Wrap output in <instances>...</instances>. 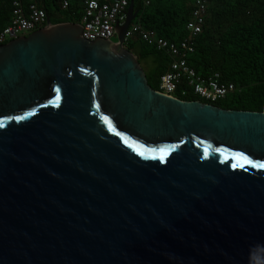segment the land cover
Masks as SVG:
<instances>
[{
  "label": "water",
  "instance_id": "water-1",
  "mask_svg": "<svg viewBox=\"0 0 264 264\" xmlns=\"http://www.w3.org/2000/svg\"><path fill=\"white\" fill-rule=\"evenodd\" d=\"M137 13L0 43V264H264V112L154 89Z\"/></svg>",
  "mask_w": 264,
  "mask_h": 264
},
{
  "label": "trees",
  "instance_id": "trees-1",
  "mask_svg": "<svg viewBox=\"0 0 264 264\" xmlns=\"http://www.w3.org/2000/svg\"><path fill=\"white\" fill-rule=\"evenodd\" d=\"M27 6L28 0H21ZM138 10L134 22L154 30L158 36L173 41L187 38V22L193 18L197 0H134ZM148 1V2H147ZM206 14L202 31L194 37V51L188 64L198 73L220 72L222 79L232 81L236 89L213 102L228 109L261 110L264 103V0H205ZM53 23L82 22L84 0H38ZM13 0H0V32L10 22ZM125 45L139 58H148L152 71L146 72L149 84L159 90L160 77L168 69L169 55L140 38ZM189 87L181 84L180 88ZM176 95L185 100H208L187 90Z\"/></svg>",
  "mask_w": 264,
  "mask_h": 264
},
{
  "label": "built area",
  "instance_id": "built-area-1",
  "mask_svg": "<svg viewBox=\"0 0 264 264\" xmlns=\"http://www.w3.org/2000/svg\"><path fill=\"white\" fill-rule=\"evenodd\" d=\"M129 3L130 0H84L81 22L83 37L87 39L111 38L114 35L116 20H118L117 24L125 22ZM63 5L68 7L69 0H63ZM13 7L10 22L0 32V43L27 35L47 24V10L41 7L38 0H28L27 6L23 5L21 0H13ZM206 7L205 0H197L193 18L186 24L190 34L181 41L158 36L154 30L146 29L134 20L129 25L125 34V42L129 39L140 38L165 51L170 57L168 69L160 77V92L179 97L176 95L177 91L186 95L189 90L213 103L225 98L236 89V84L223 80L220 72L201 74L188 64L187 57L195 49L193 39L203 29ZM181 84H186L189 89L180 88ZM261 111L264 112V103Z\"/></svg>",
  "mask_w": 264,
  "mask_h": 264
},
{
  "label": "rangeland",
  "instance_id": "rangeland-1",
  "mask_svg": "<svg viewBox=\"0 0 264 264\" xmlns=\"http://www.w3.org/2000/svg\"><path fill=\"white\" fill-rule=\"evenodd\" d=\"M78 3H80V4H82L83 3V0H76ZM137 17V16H136ZM136 19V18H135ZM134 19V20H135ZM113 37V36H112ZM111 37V38H112ZM127 44V42H125V45ZM141 64H142V66L144 67V69H145V72H150V71H152V67H151V62H150V60L148 59V58H143L142 60H141Z\"/></svg>",
  "mask_w": 264,
  "mask_h": 264
},
{
  "label": "snow or ice",
  "instance_id": "snow-or-ice-1",
  "mask_svg": "<svg viewBox=\"0 0 264 264\" xmlns=\"http://www.w3.org/2000/svg\"><path fill=\"white\" fill-rule=\"evenodd\" d=\"M261 167H264V165H261Z\"/></svg>",
  "mask_w": 264,
  "mask_h": 264
},
{
  "label": "clouds",
  "instance_id": "clouds-1",
  "mask_svg": "<svg viewBox=\"0 0 264 264\" xmlns=\"http://www.w3.org/2000/svg\"><path fill=\"white\" fill-rule=\"evenodd\" d=\"M208 102V101H207Z\"/></svg>",
  "mask_w": 264,
  "mask_h": 264
}]
</instances>
